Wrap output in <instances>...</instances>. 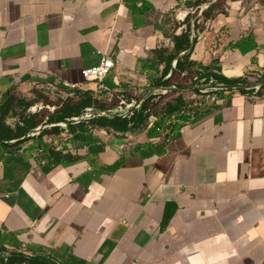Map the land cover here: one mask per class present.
<instances>
[{
	"label": "crops",
	"instance_id": "1",
	"mask_svg": "<svg viewBox=\"0 0 264 264\" xmlns=\"http://www.w3.org/2000/svg\"><path fill=\"white\" fill-rule=\"evenodd\" d=\"M198 3L0 0V249H42L59 264H264V88L199 97L204 108L169 122L153 113L168 114L171 88L191 95L174 106L196 98L181 88L264 70V0L225 3L211 19ZM105 58L117 62L109 77L87 82ZM44 98L146 110L47 137L59 118L17 122Z\"/></svg>",
	"mask_w": 264,
	"mask_h": 264
},
{
	"label": "trees",
	"instance_id": "2",
	"mask_svg": "<svg viewBox=\"0 0 264 264\" xmlns=\"http://www.w3.org/2000/svg\"><path fill=\"white\" fill-rule=\"evenodd\" d=\"M210 1H212V0H199L198 5L199 6H201V5L204 6V5L208 4ZM228 1L229 0H220L219 2H217L214 6H212L208 11L205 12V14H204L205 17L211 19L216 11H221L220 13L226 14V12H225L223 7L225 6V3H228ZM235 1H237V0H235ZM190 30H191V28H189V32L186 33V35L188 36L189 40H190V34H189ZM190 42H191V40H190ZM185 47H186L185 45L184 46H180V50L179 51L180 52L183 51L185 49ZM236 47L238 49H240L242 52L248 53L244 49L242 44H237ZM165 62H167V60L164 61V63ZM172 63L167 68V74L169 72V67H172ZM178 67H179V70H180V69H182L184 67V65L179 64ZM213 79H215V78H213ZM171 80L170 81L168 80L166 82L167 86L171 85ZM215 80L222 81V82H227V83L234 84V85H238V84L242 83V81H240V80L228 81V80L225 79L224 76L217 77ZM263 88H264V86H263ZM236 94H238V93H232V95H236ZM211 95L212 94L197 95L196 98L193 101H187L185 103H179V104L174 105V106L173 105H169V104L164 105L165 102H163L162 100H159V101H156L155 106H157V108H158V107H161V106L164 105L166 107V112L168 114L166 116H164L163 114L159 113V111L157 109H154L153 113L158 118L163 117V122H169V119L173 120V118L175 116H177V117H180V116L186 117V115L192 116V115H194L195 110L196 111L197 110L200 111L202 108H204V104H205V103L199 102V105L194 108L193 107L194 106L193 103L196 100H198L199 97H207V96H211ZM190 96H191L190 94H184V93L176 92V94H173V93L172 94H168L167 96H162L161 98L165 99L169 103H176V102H179V101L188 100L190 98ZM92 105H96V103L94 101H92V100H89V99H82V104H79L80 107L74 109L73 112H71V113L70 112H65V111L62 112V116H64V119H68L69 118L68 116H74L75 114H77V112L81 109V107H83V106H92ZM7 108H8L7 105L4 106V108H3V111L6 114H8V109ZM87 108L88 107L82 108V110L80 111V114H82V112L84 110H86ZM142 108H143V110H146V105H144ZM4 118H5V114H3L0 117V120L3 121ZM61 120L62 119H58L57 121H54V122H61ZM122 121H123L122 119H116V120L107 121V122H111L112 126H125V124H127L126 120L123 121V122ZM31 123H34V122H31ZM117 123H120V124H117ZM101 124L105 125L104 122H92V123H89V125H91V126H94V125L96 126V125H101ZM2 131H3V128L0 125V132H2ZM47 133H51V135L55 134V133H53L51 131L47 132ZM0 140H2V139H0ZM3 140H4V138H3ZM51 154H52L51 157H54V158L56 157V158L60 159L61 157H63L61 152H57L55 150L51 151ZM19 260H20V258H9V259H6V260L5 259H0V262L9 261V262H11V264H13L12 261H19ZM34 263H38V262H34Z\"/></svg>",
	"mask_w": 264,
	"mask_h": 264
},
{
	"label": "water",
	"instance_id": "3",
	"mask_svg": "<svg viewBox=\"0 0 264 264\" xmlns=\"http://www.w3.org/2000/svg\"><path fill=\"white\" fill-rule=\"evenodd\" d=\"M219 1L220 0H212L208 4L204 5L203 8L200 10L198 16L202 15L204 12L208 11L212 6H214ZM193 23H195L194 20H193ZM181 62H182V60H177L176 64L179 65ZM166 79H167V74L165 75L164 81H166ZM164 81H163V85H164ZM224 83L226 84L225 87L217 88V89H214L213 87H209L207 89H203V88H201L202 84L200 86H196V87H192V88H181V89L193 90L195 92V96L194 97H196L197 95H202V94H213V93H221V92L243 93V92H246V90L248 88L253 87L255 85L256 86L257 85L260 86L259 89H261L264 86V70L261 72V74L257 77L256 80H250L248 82L241 83V84H238V85L230 84V83H227V82H224ZM174 89H176V90H174L172 93L176 94V92L179 91L180 88H174ZM153 93H154V90L149 91L148 93H145L143 95L151 96ZM161 99H163V98H161ZM143 105H141L140 107H142ZM114 110H115V105L112 108H110V112H106V110H96V111L91 112L90 114L92 115L95 112L96 114L101 116V115H106V113H113ZM82 117H83V115L80 114V111H79L73 117V120H68V122L65 123V124L62 123L63 125L60 128H57V129L42 128L40 130V132H44V131H59L60 129H62V130L63 129H67L72 124L81 123L80 120H81ZM32 250L44 253V255L46 256V259H47L46 260L47 264H59L50 253H48V252H46V251H44L42 249H38V248H34V247H12V248L0 249V259L20 258V257L24 258L23 254L27 253L29 251H32Z\"/></svg>",
	"mask_w": 264,
	"mask_h": 264
},
{
	"label": "rangeland",
	"instance_id": "4",
	"mask_svg": "<svg viewBox=\"0 0 264 264\" xmlns=\"http://www.w3.org/2000/svg\"><path fill=\"white\" fill-rule=\"evenodd\" d=\"M231 1H235V0H229L228 2H231ZM237 1H241V2L244 3V5H247V4L251 3L254 0H237ZM257 72L261 74L262 70H257ZM256 79H257V76L245 75V76H243L240 79V81H242V83H245V82H248L250 80H256ZM177 82L181 83L180 80L177 81ZM173 83H175L174 80H173ZM172 87H174V86L172 85ZM250 88L253 89L252 87H250ZM156 100H160V99H156ZM156 100H154V101H156ZM118 101L119 100H117L116 102H113V104L112 105L110 104V106H104V105H101V104H96L97 106H90V107L95 108V110H107V109L112 108ZM189 101H191V100H189ZM52 102H55V100L51 101L50 98H44V100H42V102H39L38 108H36V106H34L35 108L33 110L28 111L26 116L23 119L22 118L17 119V122H21V123H26V122H35V123L52 122L53 118H55V120H57L56 118H59V119H62L61 123L65 124V123L68 122V120H73V117L76 114L74 116H68L69 117L68 119H64V116H62V112L65 111V112H70L71 113V112H73L74 109L78 108L77 107L78 104H75L74 102L68 103L67 100H64L63 103L57 104V106H54V105H51ZM167 104H169V102H167ZM58 105H60V106H58ZM81 110H82V108L79 111H81ZM90 122H105V120H102L100 118V116L94 112L91 115V117H89L85 122H82V123H90ZM107 123L112 124L111 122H107ZM8 124L9 123H6V124L3 125L5 130L7 129V126H9ZM61 132H63V131L60 129L59 130V134ZM36 135L37 134H35L33 136H36ZM33 136H30V137H33ZM46 136L47 137H52L54 135L46 134ZM24 259L25 258H23V260ZM23 260L13 261V264H29V263H25ZM26 260L27 259H25V261Z\"/></svg>",
	"mask_w": 264,
	"mask_h": 264
},
{
	"label": "bare ground",
	"instance_id": "5",
	"mask_svg": "<svg viewBox=\"0 0 264 264\" xmlns=\"http://www.w3.org/2000/svg\"><path fill=\"white\" fill-rule=\"evenodd\" d=\"M177 65L175 64V67ZM208 81L204 82L202 85H205ZM210 87H213L214 89H217V88H222V87H225V85H220L218 82L216 81H211L209 83ZM253 89L251 88H248L246 90V92H254V91H257L260 86H253L252 87ZM170 91H174L173 88H171ZM140 107V104H135V103H132V104H129V101L127 99H121L120 102H119V107L116 108L114 110L113 113H106V115H101L100 118L101 119H119V118H122V117H127L130 113H132L134 110L138 109ZM93 111H96L94 108H91V109H87V110H84L82 112V115L83 117L81 118L80 122H85L89 117H91V112ZM126 111H128V113H126ZM106 112H110V111H106ZM40 130V128H37L35 131L38 132Z\"/></svg>",
	"mask_w": 264,
	"mask_h": 264
},
{
	"label": "built area",
	"instance_id": "6",
	"mask_svg": "<svg viewBox=\"0 0 264 264\" xmlns=\"http://www.w3.org/2000/svg\"><path fill=\"white\" fill-rule=\"evenodd\" d=\"M116 64H117V62H114L110 58H105L100 66H98L96 68L84 70L82 73L83 77L89 83H102L109 77L111 72L115 69ZM177 67H178V65L175 67V69H177ZM211 81H215V79H211ZM259 90L260 89H258L257 91H259Z\"/></svg>",
	"mask_w": 264,
	"mask_h": 264
}]
</instances>
